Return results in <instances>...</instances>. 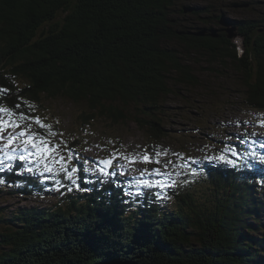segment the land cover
Wrapping results in <instances>:
<instances>
[{"label": "trees", "instance_id": "trees-1", "mask_svg": "<svg viewBox=\"0 0 264 264\" xmlns=\"http://www.w3.org/2000/svg\"><path fill=\"white\" fill-rule=\"evenodd\" d=\"M174 3L0 0V106L22 112L46 95L85 101L91 109L85 121L97 116L115 123L133 120L152 142L150 150H158L153 154L161 155L159 144L172 137L166 100L174 84L199 86L190 56L182 57L170 44L169 37L176 35L191 52L210 51L224 64L232 60L242 74L236 84L243 101L264 110V20L228 16L244 42L240 55L220 23L222 16L198 15L208 25L222 26L217 37L201 35L196 22L178 29ZM213 105L208 99V107ZM212 141L206 139L219 147ZM225 144L228 149L216 156L210 151L211 157L200 158L190 157L196 149L182 142L175 182L141 187L136 199L126 195L132 180L161 181L153 172L160 168L159 156L135 177L91 179L70 197L69 206L20 207L11 218L0 217L7 225L0 231V264H264V164L255 157L251 145L257 143L251 139ZM229 149L241 157L235 165L217 159L221 154L235 159ZM20 170L0 173V186L9 181L28 186L30 179ZM34 181L43 186L39 173Z\"/></svg>", "mask_w": 264, "mask_h": 264}, {"label": "rangeland", "instance_id": "rangeland-1", "mask_svg": "<svg viewBox=\"0 0 264 264\" xmlns=\"http://www.w3.org/2000/svg\"><path fill=\"white\" fill-rule=\"evenodd\" d=\"M174 1L171 14L177 22L178 29H190L191 27L186 24L190 22L198 23V28H205L207 33L222 26L224 29V24H221L222 26L208 25L205 21L203 22L198 17L200 14L207 18H213L211 15L214 17L227 15L234 20L246 18L264 20V0ZM233 2L248 3L249 6H234ZM226 31L228 32V30ZM187 32L197 35L193 30ZM180 33L183 34L185 31H179ZM229 38L235 44L237 54L243 55L245 46L242 39H239L238 33L237 36ZM169 40L171 46L178 48L182 57L184 54L187 57L190 56L188 65L193 68L199 81V86L181 82L174 84L173 82L174 93L169 95L166 100L167 112L170 114L166 127L172 130V137L159 144L158 149L163 152L159 155L158 165H160L161 173L168 174L161 175V181L169 178L172 181L167 182V184L171 186L177 175L178 168L175 162L176 157L181 154L179 146L182 142L196 149L191 150L190 157L203 158L205 155L211 157L210 151H213L216 156L218 151L228 149L225 144L227 141L239 140V138L245 140L250 138L253 142L264 141V126H262L264 125V110L252 108L244 102L245 98L239 93L236 84L237 79H242V74L232 60L227 59L224 64L221 58H213L210 51L196 50L191 52L189 47L176 35L169 37ZM247 57L249 58L250 55ZM174 77H180V74L175 73ZM197 97L203 99L206 104L193 101V98ZM208 99L214 104L212 107H208ZM90 112L91 109L85 101H74L64 95L55 98L46 95L38 103H30L28 107L22 109V113L33 118L39 117L42 123L51 125L52 130L58 133L57 136L48 137V139L60 144L61 151L55 155L48 154L46 157V162L53 167L58 175L55 180L51 178L45 180L43 186H37L35 181V185L32 184V181L37 178L38 172H32L35 176L30 178V173L23 170L22 173L30 179L27 180L28 186L19 188L16 181L3 183L0 186V217L11 218L20 207L56 208L69 206L72 201L70 197L78 195L84 183L89 182L90 179H98L99 175H103L100 172L101 168H104L106 172L115 168V172L108 173L106 177L118 175L125 178L126 176L135 177L137 172L146 170L149 164L155 163L154 159L149 163L143 162L144 155L147 154L153 158L156 156L153 153L158 152V150H150L152 142L149 143V139L144 136L137 123L133 120L115 123L109 118H99V116L85 121L84 115L91 114ZM7 118L5 116V119ZM28 123L32 124V132L45 131L32 120L24 121L25 125ZM60 133L63 135H59ZM210 137L214 138L212 142L219 147H211L210 144L206 143V139ZM215 140L225 142H216ZM260 146L258 144L255 157L261 162L260 157H264V147ZM204 147L206 151L199 150L204 149ZM260 151L261 153H259ZM60 156L65 159L61 161ZM133 160L136 162H131ZM104 161H111V164L106 166L102 163ZM261 163L264 164V162ZM32 166L34 168L40 167L42 170V165ZM62 166L67 169L77 168V172L73 173L71 180L64 178V173L61 171ZM57 179L59 183L56 182ZM73 180L75 183L72 182ZM132 182L135 183L133 180ZM133 183L128 186L129 191L127 189L126 195L136 199V187ZM28 187L31 188L32 192L24 191L22 194L21 189ZM133 190L134 193H130ZM132 211L130 209L129 213ZM5 225L6 223L1 220L0 231L6 230L7 225ZM261 233L264 235V231Z\"/></svg>", "mask_w": 264, "mask_h": 264}, {"label": "snow or ice", "instance_id": "snow-or-ice-1", "mask_svg": "<svg viewBox=\"0 0 264 264\" xmlns=\"http://www.w3.org/2000/svg\"><path fill=\"white\" fill-rule=\"evenodd\" d=\"M16 109L20 108V105L15 106ZM5 116L8 118L5 119ZM32 120L37 126L44 129V132L36 133L32 132V124H24V121ZM264 126V125H262ZM19 129V131H17ZM58 133L52 130L51 125H47L41 122L39 117H29L22 112L14 111L13 109L0 106V168H11L13 165L9 162H16L23 166L24 170L29 173L38 172L39 175L43 176L44 173L52 174L55 178L58 173L54 171L53 167L46 162L48 154L55 155L61 151V145L54 143L48 137H55ZM59 135H63L60 133ZM264 146V144H262ZM231 156L235 159H229L225 154H221L217 159L225 163L235 165L237 161L241 159L240 155L235 149H229ZM159 156V153L156 154ZM71 158V157H69ZM65 158L60 156V160L63 161ZM261 162H264V157H260ZM131 162H136L135 160ZM143 162H152V157L149 155L143 156ZM159 163V160L156 161ZM106 166L111 164V161L102 162ZM32 165L41 166L33 167ZM167 167V165H165ZM61 171L64 173L65 179H72L73 173L77 172V168L71 169L61 167ZM103 175H108V172L104 168L100 169ZM156 175H168L167 173H161L160 169L153 170ZM146 173L142 172V175ZM59 183V180H56ZM75 183V180L72 181ZM169 186L166 181H148V180H137L135 181L136 194H140V188H151V187H167ZM130 194V193H129Z\"/></svg>", "mask_w": 264, "mask_h": 264}, {"label": "water", "instance_id": "water-1", "mask_svg": "<svg viewBox=\"0 0 264 264\" xmlns=\"http://www.w3.org/2000/svg\"><path fill=\"white\" fill-rule=\"evenodd\" d=\"M222 18H223V20H220V23L225 25V27H226L225 29L228 30L229 36L230 37L237 36V32H236L235 27L231 26L233 23L232 19L229 18L227 15H224ZM199 33L201 35L208 34V35H212V36L217 37L219 35V29H212V31L208 32V33H207L206 29H201L199 31ZM66 264H72V263H66ZM98 264H139V263L134 261V260H113V261L101 262Z\"/></svg>", "mask_w": 264, "mask_h": 264}, {"label": "bare ground", "instance_id": "bare-ground-1", "mask_svg": "<svg viewBox=\"0 0 264 264\" xmlns=\"http://www.w3.org/2000/svg\"><path fill=\"white\" fill-rule=\"evenodd\" d=\"M65 26H66V25H65ZM88 141H89V140H88ZM51 178L54 179L53 177H50V179H51ZM54 180H55V179H54Z\"/></svg>", "mask_w": 264, "mask_h": 264}]
</instances>
